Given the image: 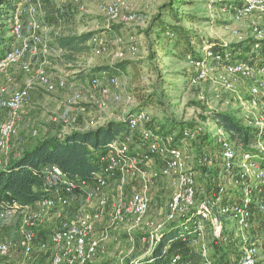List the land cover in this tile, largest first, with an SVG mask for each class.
Returning a JSON list of instances; mask_svg holds the SVG:
<instances>
[{"label":"built area","instance_id":"built-area-1","mask_svg":"<svg viewBox=\"0 0 264 264\" xmlns=\"http://www.w3.org/2000/svg\"><path fill=\"white\" fill-rule=\"evenodd\" d=\"M67 2L68 0H61ZM101 11L110 19L118 17L120 5L124 0L110 2L101 0ZM232 11L236 21L252 16H264V0H235ZM41 14L40 5L20 7L14 16L12 25V36L18 42L22 39L24 32L23 17L29 16L33 19ZM135 15L129 17L134 20ZM35 21V20H34ZM45 31H51L42 21H39ZM33 34L29 40H24L19 45H14L12 50L0 62V74L6 72L12 66H21L22 70L28 72L27 65L22 63L25 54H43L52 58H58L60 51L52 43L43 41L36 35L39 30L38 24L32 25ZM258 40H264V31L258 27L254 28ZM238 35V32H234ZM102 51H105V43L99 39ZM259 46L256 45V48ZM224 59L220 54L206 51L202 61L191 62L194 75L190 79V87H198L202 80L207 77V73L213 69H221L226 76L223 87L225 92L231 93L236 89L240 81L255 79L245 95L237 97V108L240 113L234 116L246 127L252 128L256 136L264 138V56L253 60H231L226 66H212V62H222ZM41 71L38 78L39 86L48 93H54L58 89L63 90L67 86L66 79L62 78L57 82H50ZM31 85L25 88L6 93L4 89L0 92V111L6 116L5 122L0 124V151H7L10 141L16 132L18 124L22 119V109L31 99ZM84 93L94 99V103L99 110L106 109L105 98L111 97L117 104L126 106L135 105L131 95L125 94L121 88V82L117 77L94 78L90 81L86 90H80L73 96L75 112L86 114L87 107L84 106ZM205 99L203 95L200 97ZM230 101L225 104L230 105ZM129 114L125 111L123 117ZM150 121L148 112L138 111L130 115L128 119L129 128L133 131H142L146 150L142 153L132 154L131 137H127L119 144L113 143L109 153L102 159L103 170L96 174L91 183L86 181H74L57 167L47 170V179L57 188L53 196L39 202L36 208L28 207L25 209L17 208L16 203L12 209L0 210V228L10 226V222L15 216H19L17 225L20 227L21 242L20 247L25 256H30L36 249L46 251L50 247L52 250V264H90L98 253L104 252L101 245L105 240L103 237L98 239L95 236L96 225L102 221V213L107 208L111 226H119L127 223L141 225L149 211L151 196L150 191L154 181L160 177H172L176 179L175 190L168 206V221L174 222L180 219L191 218V232L196 236L190 239L193 247L204 243L206 224L211 226V233L216 243L227 244L230 241L222 216H229L233 229L241 232V245L239 249L238 264H259L264 260L263 248L253 243L247 236L251 229L253 218V208L257 207L258 212L264 213V203H256L254 196V185L259 193L263 192L264 187V140L259 141L254 147L257 154L242 152L241 147L232 140L231 134L215 122L216 133L214 138L218 147V157L215 158L205 151L195 157V167L188 161L189 157L183 148L172 146L175 137L164 139L156 135L153 131L145 130L146 123ZM70 123L69 121L67 124ZM72 126V125H71ZM203 128L194 131H185L183 142L194 140ZM206 135L209 130L205 126ZM155 158L165 159L162 170L158 173H149L146 169ZM197 159V160H196ZM219 170V178L226 180L218 183V192L213 196L209 191V182L213 176V171ZM201 171H205L204 174ZM211 171V172H208ZM199 173L204 176V183L199 182ZM215 173V172H214ZM139 182L137 189L130 196L127 195L126 187L132 182ZM228 181L236 190L235 200H228L230 193L226 184ZM114 186L113 203L108 197L109 189ZM259 186H261L259 188ZM86 197L87 202L96 199L97 210L88 213L85 206H82L77 217L72 221H61L54 229L48 243H36L35 231L40 225L44 224L48 212L66 209L70 206L71 199L75 197ZM225 198L227 201H225ZM184 221V223H185ZM230 230V229H229ZM229 235V236H228ZM238 235V234H237ZM245 235V236H244ZM103 236V235H102ZM239 236V235H238ZM159 240V236L156 240ZM187 240V239H184ZM154 245V246H155ZM198 251L203 257V264H215L208 259V249L199 246ZM12 244L7 241H0V259L9 256ZM177 260V259H176ZM175 263V260H174Z\"/></svg>","mask_w":264,"mask_h":264},{"label":"rangeland","instance_id":"rangeland-1","mask_svg":"<svg viewBox=\"0 0 264 264\" xmlns=\"http://www.w3.org/2000/svg\"><path fill=\"white\" fill-rule=\"evenodd\" d=\"M52 1L75 16L76 26L73 27L75 31L78 33L92 31L97 33L99 38L93 41L95 45L94 54L80 59L78 69H74L73 71L62 66L61 58H52L43 54H25L22 63L27 65L28 72L22 70V68H20L21 66H12L6 72L0 74H5L4 77H7L6 80L3 77L0 78V82H4V87L2 89L8 94L23 89L29 84L32 88L31 99L23 109L27 106L28 108H34L35 117L30 118L26 116L22 109L21 122L18 124L16 132L12 137L15 142L29 139L16 140L14 138L17 134L24 137L23 130L25 129V133L30 136L29 140H31L39 136V127H49L50 123L67 124V122H64L65 118L60 114L57 106L63 101L64 95L70 93V95H72L71 98H73V95L81 89L79 85H85L92 79L90 76L85 84L81 83L79 80V75H81L79 71H93L92 69L95 68L103 69V67L111 63H117L127 59L137 63V66L141 67L140 70L142 74L137 78L134 76L132 70H129V74L118 76L123 92L129 95L135 92L145 97L153 95L154 98L151 101H149V99L143 102V104H140L138 98H136L137 96H135L136 105L130 106H122L114 103L115 105L110 107L109 101H106V109L99 110L94 103V99L91 98L89 94H85L84 100L87 101V107L93 108H90V113L91 110H96L101 114L108 113L109 117L116 120L122 113H125L123 109L129 111L133 107L139 106L138 108H142L146 105L144 110L148 112L150 121H153L155 124L158 122L162 123L168 117L177 121V126H182V128L185 129L192 128L189 125L191 123L194 124L193 127L196 126V129L200 127L203 128L202 133H200L196 139L179 144V147L186 151V156L189 157L188 161H190L194 167L196 165L195 157L202 151L210 153L212 156L214 155L215 158L218 157V147L214 138L216 129L215 121H213V112L223 111L233 115L240 113L236 105L238 94L244 97L246 90L253 85L255 79L240 81L233 92L227 93L223 87V83H225L224 79L226 78L224 71L221 69H209L207 77L201 81L198 87H190L187 82L186 74L184 75V73L187 71V68H191L193 71L191 65L186 64V62L182 61L178 56L174 57L173 54H164L163 51H165L168 46V40L162 35H152L147 32L153 18L158 14L159 8L163 4L169 3L170 0H124L120 5L118 17L113 20H110L101 11V5L103 4L101 0ZM116 1L117 0H110V2ZM235 4V0H199V2L195 4V7L186 6L180 9V11L184 14H188L186 17H189V14L197 15L198 12H200L199 15L203 20L196 25H191L186 20H183L184 22L182 25L188 29H194L200 36L208 39L209 37L218 39L225 44L244 42L245 44L249 43L247 44L248 47L253 48L257 40L254 28L258 27L264 31V16L252 15L242 21H236L232 11V6ZM41 14L35 16V21H32V24L36 22L38 26H40L39 30L36 31V35L42 38L43 41L50 42L51 45L52 31H45L43 29L44 27L39 24ZM132 15H135L134 20H129V17ZM113 27L117 29V32H109ZM118 30L122 32V36H118ZM236 31L238 35H235L234 32ZM30 32V37H32L33 28ZM27 33L26 31L23 32L22 39L18 41L19 43L23 42V37ZM99 39L103 40V43H105V51H102L99 45ZM149 49H153V54H150ZM163 55L165 56L163 57ZM155 68L161 70L163 74L162 77H158L154 70ZM41 71H43L49 81L53 83L57 82L59 78L66 79L67 88L65 90L58 89L54 93H48L39 86L40 82L38 78L40 77ZM74 90L77 91L75 92ZM235 92L238 94H235ZM155 93L157 94L155 95ZM201 95H203L205 99L202 100L200 98ZM73 99L71 105H74ZM227 101L231 102L230 105L225 104ZM89 111H87V113ZM69 119V121H71V118ZM5 120V113L0 111V124L5 122ZM95 122L97 121H90L92 128L98 126ZM21 123L22 125H20ZM205 126H207L210 133L208 142L204 140L206 133ZM34 133H36V135H34ZM178 133L179 131L176 128L175 136H177ZM198 139L202 140L201 149H199ZM11 145L10 143V146ZM19 149L11 146L7 154L5 153L6 151H0V168L4 167L7 158L16 155ZM163 161V158H155L146 170L148 172L160 170L163 166ZM198 180L201 184H206L204 183V176L201 173H199ZM225 181L226 180H221L220 178L214 179V181L211 179L208 186L212 184L213 186L211 187L214 188L218 183ZM226 186L228 193H230L228 200H235L236 190L229 181ZM260 187L261 186H259V188ZM213 188H211L212 191H210L212 196L215 193ZM256 191H258V189H256L254 185V193ZM126 192L128 196L132 194L130 189H127ZM173 192L174 176L160 178L158 181H154L152 191H150L152 197L151 206L144 218V223L141 225L127 223L112 227L108 208L103 211L101 224L96 225L95 236L98 239H101V237L105 239L101 243L104 247V252L98 253L90 264H128L137 259L149 256L158 236H160L163 229H166L171 223L168 221L167 216L169 210L168 206ZM113 195L114 192L109 189L108 197L112 203L113 200H115ZM255 199L264 201V196L257 197L256 193ZM97 203L98 201L96 199H91L90 202H87L86 197L79 196L71 200L70 206H75L77 209L85 206V210L92 214L97 210ZM48 219L49 216L46 217L44 224L40 225V229H44L45 231V234L42 235H49V231H54V224L58 222L57 219ZM18 220L19 218L16 216L9 221L10 226L0 228V241H7L12 244L9 256L5 259H0V264H52L51 254L49 252H42L36 249L32 255H24L20 247L22 233L20 227L17 225ZM250 224L251 229L246 236L257 246L263 248L264 213L255 212ZM229 229L227 232L232 240L228 241V244L224 246L222 244V248L213 244L212 240H206L204 243L201 242L196 248L203 246L202 248L208 249L207 257L212 261H220L223 257V252L225 255H228L226 258L227 260H233L236 257V252L237 256L239 255L238 250L240 249L242 237L241 232L238 233L233 227H229ZM39 233L40 230L38 235L36 233V237L40 241L42 237ZM216 264L221 263L216 262ZM259 264H264V260L260 261Z\"/></svg>","mask_w":264,"mask_h":264},{"label":"trees","instance_id":"trees-1","mask_svg":"<svg viewBox=\"0 0 264 264\" xmlns=\"http://www.w3.org/2000/svg\"><path fill=\"white\" fill-rule=\"evenodd\" d=\"M26 1L0 0V62L16 43L12 36L13 20L18 9L24 7L21 5ZM197 2L199 0H170L169 3H165L159 8L158 14L153 18L147 32L152 35H162L168 40V46L163 51L164 54H173L174 57L178 56L186 64H190L191 62L202 61L206 51L209 50L223 57L224 60L222 62L210 63L212 66L218 67L226 66L231 60H253L264 56V40H256L253 48L248 47L247 44L249 43L245 44L244 42L225 44L218 39L202 37L194 29L184 27L182 25L183 20H186L191 25H196L203 20L199 15L200 12L197 15L189 14V17H186L188 14L180 11V9L186 6L195 7ZM28 4L40 5L42 13L40 21L51 28L52 44L60 51L58 58L62 59V66L73 71L74 69H78L80 59L94 54L95 45L93 41L99 38L97 33L92 31L78 33L75 31L73 27L76 26V21L72 13L62 9L52 0H28ZM110 30L109 32L114 31L115 33L117 29L113 27ZM117 34L118 36H122L120 30H118ZM256 45L259 47L256 48ZM152 50L149 49L150 54H153ZM140 68V66H137V63L124 59L117 63H111L103 67V69L95 68L92 69L93 71L81 70L79 71V74H81L79 75V80L85 84L90 76L99 79L118 78V76H122L123 74H129V70H132L134 76L139 78L142 74ZM154 70L158 77L163 76L159 68H155ZM100 71L103 72L102 75L97 74L94 76L95 72ZM185 74L190 86V79L193 77L194 72L191 68H187ZM131 96L135 105V96H137L136 98H138L140 104L149 99L151 101L154 98L153 95L145 97L135 92L134 94L131 93ZM145 106L142 108L136 106L125 117H122L120 120H111L102 127L85 131L73 130L67 135H51L39 140L33 147L20 153L19 156L10 159L0 169V210L12 209L15 207L12 205L14 202L17 208L20 209L35 207L39 202L53 196L57 187L47 179V170L52 167L59 168L70 180L91 183L95 175L103 170L104 163L102 159L109 153L110 146L113 143L119 144L125 138L131 137L132 143L130 147L132 149L138 146L142 147L143 150L146 149L143 132L140 130L133 132L128 125L130 115L144 110ZM213 113V121L231 134L232 140L241 147L242 152L258 153L254 146L259 141L264 140V138H258L252 128L244 126L231 113L223 111H214ZM189 125L192 128H182V126H177V121L167 117L162 123L158 122L155 124L153 121H148L145 130L153 131L164 139L174 136L175 142L172 146L179 147V144L183 142L185 131H194L196 129V126L193 127L194 124L191 123ZM176 128L179 131L177 136H175ZM204 140L208 142V135L205 134ZM201 141V139L197 141L199 149H201ZM204 172L201 171L202 174ZM218 172V169L213 171L214 176L211 177L212 181L219 178ZM211 186L213 185L208 186L209 191H212L211 188L213 187ZM213 190L218 192L217 185L214 186ZM225 201H227L226 198ZM191 218L193 220L195 215L188 216L187 219L189 221L180 219L171 222L161 232L159 240L149 256L128 264H203L204 260L201 253L190 244V239L196 238L191 232ZM220 218L223 220L226 228L229 229V225L231 224L229 216H222ZM39 229L40 227L36 231ZM38 232H36L37 235ZM49 232V235H42L45 234V231L44 229H40L39 234L43 241L40 242L36 237V243H48L53 231ZM48 238L49 240L46 241ZM206 240H212L213 244L222 248V244L216 243L213 239L209 223L206 224L204 242ZM44 252H49L52 258L50 247ZM222 254V259L220 260L219 258L221 262L214 261L215 264L216 262L221 264L225 262V264H238L239 255L237 256V252L233 260H227L228 255H225L224 252Z\"/></svg>","mask_w":264,"mask_h":264},{"label":"crops","instance_id":"crops-1","mask_svg":"<svg viewBox=\"0 0 264 264\" xmlns=\"http://www.w3.org/2000/svg\"><path fill=\"white\" fill-rule=\"evenodd\" d=\"M27 5H30V4H28V0L26 1V2H24L21 6H27ZM35 20V18L33 19L32 17H29V16H25V17H23V23H24V32L26 31V32H28L26 35H24V37H23V41L25 40H29V38H30V34H31V32H30V30H32V21H34ZM39 20H40V18H39ZM16 45H19L20 43L19 42H16L15 43ZM97 74H103V72L102 71H100V72H95L94 73V76L95 75H97ZM4 75L5 74H3V75H0V78H5L4 77ZM7 78V77H6ZM6 78H5V80H6ZM94 78V77H93ZM92 78V79H93ZM61 78H59V80H60ZM91 79V80H92ZM6 82V81H5ZM89 83H90V81L88 82V83H86L85 85H79V87L81 88L80 90H86V87L89 85ZM4 82H0V89H2L4 86ZM66 88H67V86H66ZM65 88V89H66ZM65 89H63V90H65ZM75 91V90H74ZM77 91V90H76ZM75 91V92H76ZM84 94H87V93H84ZM30 95H31V93H30ZM74 96V95H73ZM72 97V95H70V93L69 94H66V95H64V98H63V101L60 103V105L59 106H57V109L60 111V114L62 115V116H64V118H65V120H64V122H68L70 119L69 118H71V121H69L70 123H68V124H66V125H63V124H57V123H50L49 124V127H47V126H43V127H39V136L37 137V138H33V139H31V140H29L30 139V136H28V134H26L25 133V130H23V132L22 131H20V132H22L25 136L23 137V136H19L18 134L14 137L16 140H25V139H28V140H26V141H19V142H15V140L14 139H12L11 141H10V143L12 144L11 146L13 147V148H20L19 150H18V153L16 154V155H14L13 157H11V158H7V160L5 161V165L7 164V162L10 160V159H12V158H14V157H17V156H19L20 155V153H22L24 150H26V149H28V148H30V147H33L39 140H42V139H45V138H47V137H49V136H51V135H67V134H69L71 131H73V130H76V131H85V130H89V129H95V128H97V127H102V126H104L107 122H109V121H111V120H114L112 117H109L108 116V113H105V114H101V113H99L98 111H96V110H91V113H90V108L91 107H87V101H85L84 102V106H86L87 107V110L89 111L88 113H86V114H79V113H76L75 112V106L74 105H71L72 103H71V101H72V99L73 98H71ZM105 101H109V104H110V107H113L115 104V102H113L112 101V99H111V97H107V98H105ZM120 105H122V106H124V104H120ZM60 106H61V108H60ZM24 108V107H23ZM91 109H93V108H91ZM134 109V107L133 108H131L129 111H131V110H133ZM123 111L125 112V109H123ZM23 113L26 115V116H29L30 118H32V117H35V111H34V108H28V106L27 107H25V109H23ZM123 115H124V113H122V115L118 118V119H116V120H120L121 119V117H123ZM27 119H29V118H27ZM68 119V120H67ZM56 121V120H55ZM90 121H97V122H95L98 126H96V127H94V128H92V126L90 125ZM99 121H101V122H99ZM20 125H22V123L20 124ZM72 125V126H71ZM34 135H36V133H34ZM9 146H10V144H9ZM10 146V147H11ZM10 147H8V149H7V151L5 152L6 154L9 152V150H10ZM146 149H144L143 150V148L142 147H140V146H138V147H134L133 149H132V154H134V155H137V154H139V152L140 153H142V152H144ZM164 161H163V166H164V164H165V159H163ZM1 161V160H0ZM163 166L161 167V169L160 170H158V171H154V172H151V173H158V172H160L161 170H162V168H163ZM1 169V168H0ZM149 172V173H150ZM160 178H168V177H160ZM159 178V179H160ZM157 181H158V179H157ZM176 181V179L174 178V190H175V182ZM141 185V184H140ZM140 185H139V182H136V181H134V182H132V183H130L127 187H126V191H127V189H130L131 191H132V193H134L137 189H139V187H140ZM153 187V186H152ZM263 189V192L262 193H259L258 191H256L255 193H254V196L256 195V193H257V197H259V196H264V195H261V194H264V187L262 188ZM111 190L112 191H114V186H113V189L111 188ZM151 191H152V188H151ZM150 196H151V194H150ZM74 199V198H73ZM72 200V199H71ZM255 201H256V203L258 204V203H264V201L263 200H259V199H255ZM151 202H152V197H151ZM71 203V202H70ZM150 206H151V203H150ZM37 206H35V207H32L33 209L34 208H36ZM73 211H75V212H73ZM78 211H79V209H77L75 206H73V207H68V208H66V209H61L60 211L59 210H56V211H51V212H48L47 213V215H46V217H48L49 216V219L48 220H50L51 218H53V219H57V223L56 224H54L55 226H54V228L61 222V221H72V220H74L76 217H77V213H78ZM253 212L255 213V212H258V210H257V207H254L253 208ZM260 213V212H259ZM253 216H254V214H253ZM16 217V216H15ZM14 217V218H15ZM17 217L19 218V216L17 215ZM13 218V219H14ZM52 219V220H53ZM98 224H101V223H98ZM42 228V227H41ZM40 230V229H39ZM39 230H37V231H39ZM36 231V232H37ZM49 240V238L46 240V241H48ZM40 242H42V240H40ZM198 249V248H197Z\"/></svg>","mask_w":264,"mask_h":264}]
</instances>
